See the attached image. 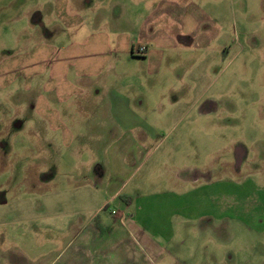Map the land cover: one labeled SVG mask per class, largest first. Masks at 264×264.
I'll list each match as a JSON object with an SVG mask.
<instances>
[{"label": "rangeland", "instance_id": "1", "mask_svg": "<svg viewBox=\"0 0 264 264\" xmlns=\"http://www.w3.org/2000/svg\"><path fill=\"white\" fill-rule=\"evenodd\" d=\"M192 1L212 17L210 43L203 56L179 65L191 66L187 72L163 82L158 110L182 107L178 115L193 121L157 129L168 127L173 138L188 127L187 137L162 140L144 125L126 132L101 109L95 124L72 126L83 132L66 146L30 109L44 95L43 73L27 87L30 79L6 66L32 48L43 54L37 30L23 17L11 20L39 6L45 24L52 1L0 0V264H76V244L65 245L103 201L100 215L109 221L110 210L125 213L115 231L126 232L113 238L109 264H264V0ZM88 2L78 11L84 35L110 38L132 28L133 0ZM120 5L126 24L112 21ZM96 167L98 190H88L80 183L93 182ZM108 182L115 199H105Z\"/></svg>", "mask_w": 264, "mask_h": 264}, {"label": "crops", "instance_id": "2", "mask_svg": "<svg viewBox=\"0 0 264 264\" xmlns=\"http://www.w3.org/2000/svg\"><path fill=\"white\" fill-rule=\"evenodd\" d=\"M51 1L45 24L40 22L39 6L21 9L23 12L15 14L11 20L14 22L23 17L25 26L31 25L37 30L34 43L38 40L45 41L42 45L43 54L32 48L31 52L24 53L6 66L13 77L21 74L29 78L27 87L36 75L43 73L41 88L44 95L37 93L30 109L50 131H59L61 142L68 146L74 135L79 136L83 132L81 129L80 132L72 130L73 125H80L84 120L88 121L86 124H95L101 118V109L105 110L103 114L106 118L117 122L130 133L144 125L150 127L152 135H157L159 126L165 128L168 124L179 125L181 121L187 125L193 121L187 118V113L178 115L182 107H177L169 115L158 109L164 108L162 104H165L161 103L163 82L178 79L180 72L185 73L191 68L179 65L190 58L203 56L208 49L210 39L207 33H210L213 25L208 12L192 0H133L130 4L132 10L129 12V19L134 23L132 28L115 32L108 38L100 32L84 35L82 29L78 28V24L84 21L78 11L83 5L89 4L88 0ZM120 6L112 21L126 24V15L119 14L122 5ZM125 8L129 11V7L125 5ZM78 32L81 33V39H76ZM65 36H68V40ZM137 45L144 47L141 55L134 53ZM178 66L179 70L176 69ZM200 73L203 70L197 72L193 83L185 84V87L196 85L195 78ZM3 84L4 82H0V86ZM183 97L187 102L189 95L184 94ZM201 101L212 103L207 98ZM195 102L193 99L192 103ZM166 104L165 108L173 109L174 104ZM204 113L199 108L198 115L201 118ZM171 128L175 130V127ZM170 130L168 127L159 130L162 140L171 137L176 141L187 137L188 127L186 133H175L173 138ZM148 134L146 131L145 135L149 136ZM141 136L140 134L139 138ZM123 141L126 142V139ZM101 174V169L96 167L91 174L93 182L83 180L80 185L88 190H98ZM113 176L116 177L115 172L111 173L110 178H114ZM114 189L113 184H105V199L119 196ZM103 199L101 197L100 202ZM93 202L88 198L84 199V204ZM107 204V201H103L100 206L91 209L85 225L80 226L73 238L67 241L66 248L76 244L74 253L79 258L76 264H109L112 251L115 253L113 238L126 232L124 229L115 231V227L121 225V220L125 218V213L123 215L119 209L109 211L110 221L107 216L100 215ZM132 248L147 261L140 254V246ZM63 264L75 263L69 258ZM113 264L118 262L113 261Z\"/></svg>", "mask_w": 264, "mask_h": 264}, {"label": "built area", "instance_id": "3", "mask_svg": "<svg viewBox=\"0 0 264 264\" xmlns=\"http://www.w3.org/2000/svg\"><path fill=\"white\" fill-rule=\"evenodd\" d=\"M144 52V47L142 45H138L134 51L135 54H142Z\"/></svg>", "mask_w": 264, "mask_h": 264}]
</instances>
